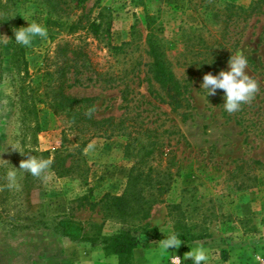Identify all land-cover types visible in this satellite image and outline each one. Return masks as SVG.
Returning a JSON list of instances; mask_svg holds the SVG:
<instances>
[{"label":"rangeland","instance_id":"rangeland-1","mask_svg":"<svg viewBox=\"0 0 264 264\" xmlns=\"http://www.w3.org/2000/svg\"><path fill=\"white\" fill-rule=\"evenodd\" d=\"M255 1L0 0V264H119L99 242L23 228L60 218L88 230L95 223L104 235L135 231L131 264H171L174 255L184 264L195 244L207 264L264 262V169L251 164L264 163V1L247 20L227 11L228 4ZM33 21L46 27L47 38L17 44L15 31ZM93 21L101 24L98 37L88 31ZM150 33L188 85L183 108L167 105L151 79ZM237 51L248 58L258 90L230 114L223 96H207L201 85L213 61L223 59L218 73L227 71ZM22 85L46 99L26 125ZM59 85L68 96L94 98L97 119L124 122L131 132L92 138L79 152L87 138L51 101ZM28 155L52 163L60 155L71 171L51 163L39 177L20 169L10 180ZM136 189L163 200L146 221L132 210L122 217L102 200L106 193L131 200ZM172 231L182 243L162 251L160 240Z\"/></svg>","mask_w":264,"mask_h":264},{"label":"trees","instance_id":"trees-1","mask_svg":"<svg viewBox=\"0 0 264 264\" xmlns=\"http://www.w3.org/2000/svg\"><path fill=\"white\" fill-rule=\"evenodd\" d=\"M264 0H256L255 6L250 5L248 8H242L234 4L227 5V11L230 12L229 17L232 14L234 18H242L243 20L249 19L253 13L261 6ZM77 29L78 26L74 25ZM101 29V24H97L95 21L90 22L88 25V31L94 36L98 37ZM108 32V29H107ZM148 53L151 57V63L149 65L150 76L153 82H155L160 91L163 93L164 102L172 109H180L186 104V94L188 91V85L179 80L164 59V53L160 50V47L152 33H150L148 40ZM75 63L80 55L79 52L74 51ZM17 62V61H16ZM223 59H217L213 61L211 67V74H218L220 65L224 63ZM64 76L59 77V82ZM52 92L53 107L58 110L66 111L67 117L72 122V130L82 134L85 139L79 147V152L84 149L88 141L95 137L110 138L117 132L123 134L131 132L130 127H125L124 122L115 123L113 119H97L95 117L96 107L95 100L91 97L76 98L66 95L63 91V86ZM19 110L23 123L26 125L32 118L36 119L37 105L46 102L44 97L37 96L32 89L19 87ZM125 92V91H124ZM220 96H223V90H217ZM125 94V93H123ZM49 96V95H48ZM91 110V112L89 111ZM141 131L154 133L150 129H142ZM251 164L256 168L264 169V163L261 161H252ZM53 168H61L62 172L70 173L71 167H65V160L62 156H57L56 160L52 163ZM160 188H156L159 191ZM132 199L128 200L125 196H114L108 193L104 194L102 200H106L105 205L109 210L117 212L120 216L125 217L128 210L134 212V216H137L140 221H146L149 219L150 211L156 203H162L163 200L158 199L159 194L148 193L144 195L143 189H136L131 194ZM29 220V219H28ZM31 225H25L24 229H52L56 234L63 238L69 239L72 242H82L96 244L100 243L103 246V251L106 255H115L118 258L119 264H131L132 252L138 246V238L135 231L121 229L120 231L111 234H102V229L97 224H91L90 230L85 225L72 218H60L55 219L54 225H49L46 220L32 221ZM145 229H142V233L145 235ZM154 238L160 237L156 233ZM163 239V238H162ZM184 264H193L191 259L184 262Z\"/></svg>","mask_w":264,"mask_h":264},{"label":"clouds","instance_id":"clouds-1","mask_svg":"<svg viewBox=\"0 0 264 264\" xmlns=\"http://www.w3.org/2000/svg\"><path fill=\"white\" fill-rule=\"evenodd\" d=\"M47 35L46 27L33 21L28 23L27 27L15 31L14 40L17 44L27 47L32 44L34 37L47 38ZM247 67L248 58L242 51H237L230 56L227 71H220L216 75L209 73L203 77L201 86L207 90V96L215 95L218 89L223 90V106L230 114L239 111L243 104L250 102L258 90V84L246 71ZM91 147L92 145L89 144L88 148ZM51 163V160L28 155L27 159L20 162L19 168L13 167L14 170L8 173V177L15 181L17 170L20 169L39 177L50 169ZM181 243V237L172 231L160 240V248L162 251H168L169 248L179 247ZM187 257L193 261V264H207L209 260L205 249L197 244L187 252ZM171 264H182V258L177 255L172 256Z\"/></svg>","mask_w":264,"mask_h":264},{"label":"built area","instance_id":"built-area-1","mask_svg":"<svg viewBox=\"0 0 264 264\" xmlns=\"http://www.w3.org/2000/svg\"><path fill=\"white\" fill-rule=\"evenodd\" d=\"M261 264H264V262H262Z\"/></svg>","mask_w":264,"mask_h":264}]
</instances>
